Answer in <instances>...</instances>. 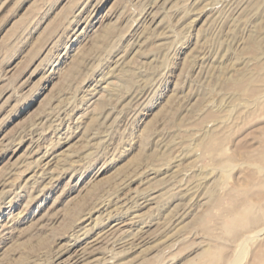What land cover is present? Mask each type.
<instances>
[{
    "label": "rangeland",
    "instance_id": "rangeland-1",
    "mask_svg": "<svg viewBox=\"0 0 264 264\" xmlns=\"http://www.w3.org/2000/svg\"><path fill=\"white\" fill-rule=\"evenodd\" d=\"M263 158L264 0H0V264L264 262Z\"/></svg>",
    "mask_w": 264,
    "mask_h": 264
},
{
    "label": "bare ground",
    "instance_id": "bare-ground-1",
    "mask_svg": "<svg viewBox=\"0 0 264 264\" xmlns=\"http://www.w3.org/2000/svg\"><path fill=\"white\" fill-rule=\"evenodd\" d=\"M264 159V158H263ZM254 180V179H253ZM251 183V182H250ZM261 197V196H260ZM259 199V198H258ZM257 199V200H258ZM145 203V202H144ZM262 206V205H261ZM244 210V209H243ZM264 212V211H263ZM264 216V215H263ZM264 219V218H263ZM135 220V219H134ZM256 220V219H255ZM255 220H254V222H255ZM260 220V219H259ZM257 222H258V219L256 220ZM143 222V221H142ZM253 222V221H252ZM256 222V223H257ZM252 224V223H251ZM255 224V223H254ZM260 225V224H259ZM253 226H255V225H253ZM253 226H252V228H253ZM258 227V226H257ZM244 228V227H243ZM249 228H250V226H249ZM261 229H257V230H259V231H256L255 229H253L252 231H250L249 233H247V234H245L243 237H245L246 238V240H248L249 238L250 239H252L251 237H257V235L259 234V235H261L260 233H264V225H262V227H260ZM246 229H248L247 228V225H246ZM250 230V229H249ZM237 231V230H236ZM243 231V230H242ZM245 231V230H244ZM248 231V230H247ZM246 232V231H245ZM112 233V232H111ZM241 234V233H240ZM239 234V235H240ZM242 237V236H241ZM261 239V238H260ZM259 239V240H260ZM240 240V239H239ZM245 240V239H244ZM264 240V239H263ZM259 242V241H258ZM239 243V242H238ZM238 243H237V245H238ZM249 243V242H248ZM252 243V242H251ZM254 243V242H253ZM257 243V242H256ZM262 243H263V241H262ZM250 244V243H249ZM239 245H241V243H239ZM262 246V245H261ZM235 247V246H234ZM254 247H256L255 245H254ZM258 247V246H257ZM232 250V249H231ZM263 250H264V248H263ZM260 251V250H259ZM262 255V254H261ZM82 256H83V254H82ZM257 261V260H256ZM222 263V262H221ZM264 262H263V260L260 258V262H259V264H263Z\"/></svg>",
    "mask_w": 264,
    "mask_h": 264
}]
</instances>
